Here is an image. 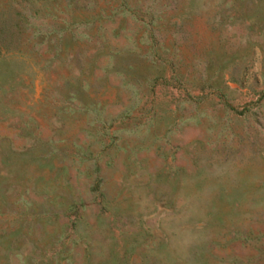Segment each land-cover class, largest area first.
Returning <instances> with one entry per match:
<instances>
[{
  "label": "rangeland",
  "instance_id": "1",
  "mask_svg": "<svg viewBox=\"0 0 264 264\" xmlns=\"http://www.w3.org/2000/svg\"><path fill=\"white\" fill-rule=\"evenodd\" d=\"M0 264H264V0H0Z\"/></svg>",
  "mask_w": 264,
  "mask_h": 264
}]
</instances>
